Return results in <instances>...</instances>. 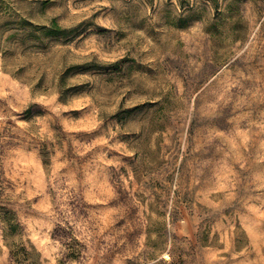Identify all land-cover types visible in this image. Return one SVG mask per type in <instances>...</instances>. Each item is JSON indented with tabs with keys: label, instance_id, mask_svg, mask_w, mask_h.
<instances>
[{
	"label": "rangeland",
	"instance_id": "obj_1",
	"mask_svg": "<svg viewBox=\"0 0 264 264\" xmlns=\"http://www.w3.org/2000/svg\"><path fill=\"white\" fill-rule=\"evenodd\" d=\"M0 264H264V0H0Z\"/></svg>",
	"mask_w": 264,
	"mask_h": 264
},
{
	"label": "trees",
	"instance_id": "obj_2",
	"mask_svg": "<svg viewBox=\"0 0 264 264\" xmlns=\"http://www.w3.org/2000/svg\"><path fill=\"white\" fill-rule=\"evenodd\" d=\"M69 30V28H62L56 20H53L50 26L47 27V33L53 36H57L60 33H67Z\"/></svg>",
	"mask_w": 264,
	"mask_h": 264
}]
</instances>
